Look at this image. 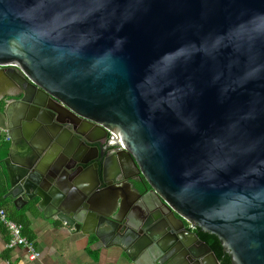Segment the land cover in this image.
Returning a JSON list of instances; mask_svg holds the SVG:
<instances>
[{
	"label": "water",
	"instance_id": "95a60500",
	"mask_svg": "<svg viewBox=\"0 0 264 264\" xmlns=\"http://www.w3.org/2000/svg\"><path fill=\"white\" fill-rule=\"evenodd\" d=\"M7 66L0 164L15 204L135 261L220 264L189 223L232 264H264V0H0ZM108 128L125 146L116 169H138L136 197L99 155Z\"/></svg>",
	"mask_w": 264,
	"mask_h": 264
},
{
	"label": "crops",
	"instance_id": "0c3cea01",
	"mask_svg": "<svg viewBox=\"0 0 264 264\" xmlns=\"http://www.w3.org/2000/svg\"><path fill=\"white\" fill-rule=\"evenodd\" d=\"M7 143L10 147L11 140ZM3 189L5 192L1 193ZM7 191L4 180L0 186V208L26 218L29 238L35 240L41 255L38 259L30 260L24 247L8 248V232L0 224V264H149L148 260L137 255L135 261L126 250L112 244L108 237L100 240L94 234L73 233L59 220L45 218L43 211L34 209L31 212L30 206H23L20 201L15 204L11 196H6Z\"/></svg>",
	"mask_w": 264,
	"mask_h": 264
},
{
	"label": "flooded vegetation",
	"instance_id": "af4514ba",
	"mask_svg": "<svg viewBox=\"0 0 264 264\" xmlns=\"http://www.w3.org/2000/svg\"><path fill=\"white\" fill-rule=\"evenodd\" d=\"M15 66V65H14ZM13 68L7 66L5 68V70H1L0 69V73H4L6 75L3 74V82H15L16 81V77H12L11 76V72H12ZM21 73V72H20ZM2 78V77H1ZM21 97V95L17 96V97H8V100H10V102L12 103L13 109L16 110L17 108H22V105L19 103L17 104L16 99H19ZM45 106L46 107H50L53 110L58 112V117L60 118H65L67 120L70 119H75L76 124H74V127L76 126L77 129L79 130H85V127L87 126L86 123L84 121H82L81 119L76 120V118L70 116L64 109H62L60 106H58V104H56L55 102H53L50 99H46L45 100ZM3 107V102L0 103V109ZM28 112H36L38 114H42L43 116H47L48 113L46 111H42L41 109L38 110L37 108L30 106L27 108ZM70 124V123H68ZM71 125V124H70ZM111 129H107L106 131L100 130L99 135H100V140L99 142V155L100 157L103 156V158H106L110 169L112 170V173H115L116 171H118V174H114L116 176V187L118 189V191L120 193H124L129 197H136V193L128 188L127 186V182H126V176H129V180L132 181L136 186L139 187L140 191L143 192L144 191V186L143 184L138 181L140 179V174L138 173V169L135 167V165L130 162L129 160H127L125 158V161H123L126 169L122 170V169H116V166L118 164V160L115 157L116 153L122 149H125V147H123L113 136V133L110 131ZM61 132L65 135H67V132L64 129H61ZM66 132V133H65ZM117 133V132H116ZM2 142H7L10 141V135L6 134L3 137H1ZM150 188V187H148ZM187 226H189V228L192 231H196L197 228H192L189 223L187 224Z\"/></svg>",
	"mask_w": 264,
	"mask_h": 264
},
{
	"label": "built area",
	"instance_id": "2783aa9c",
	"mask_svg": "<svg viewBox=\"0 0 264 264\" xmlns=\"http://www.w3.org/2000/svg\"><path fill=\"white\" fill-rule=\"evenodd\" d=\"M113 136L123 147H125L123 142L115 133H113ZM0 224H2L8 232V240L6 243L8 248L22 246L27 250L28 259L35 260L40 257L41 252L36 247L35 240L30 239L24 234V225L21 222L11 218L5 208H0Z\"/></svg>",
	"mask_w": 264,
	"mask_h": 264
},
{
	"label": "trees",
	"instance_id": "16d2710c",
	"mask_svg": "<svg viewBox=\"0 0 264 264\" xmlns=\"http://www.w3.org/2000/svg\"><path fill=\"white\" fill-rule=\"evenodd\" d=\"M8 145L9 144L7 142H4V143L0 142V162L2 161V159L4 158V156H6V153L8 152V149H9ZM5 175H6V171L4 167H2V165L0 164V186L3 184V181L5 180ZM3 192H5L4 189L1 190V193ZM8 215L11 218L21 222L24 225V228H23L24 234L30 237L29 233H27L26 218L22 219L21 217H18L15 214L9 213V212H8ZM197 231H198L200 238L205 240L211 246L220 264H232L230 255L223 250L222 244L217 236L213 234H209V233H204L200 231L198 228H197Z\"/></svg>",
	"mask_w": 264,
	"mask_h": 264
}]
</instances>
